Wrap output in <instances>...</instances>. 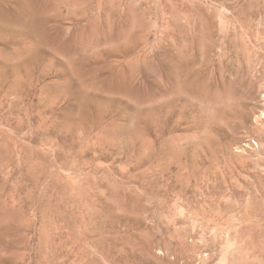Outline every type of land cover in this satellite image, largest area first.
Here are the masks:
<instances>
[{"label": "rangeland", "instance_id": "1", "mask_svg": "<svg viewBox=\"0 0 264 264\" xmlns=\"http://www.w3.org/2000/svg\"><path fill=\"white\" fill-rule=\"evenodd\" d=\"M0 264H264V0H0Z\"/></svg>", "mask_w": 264, "mask_h": 264}]
</instances>
